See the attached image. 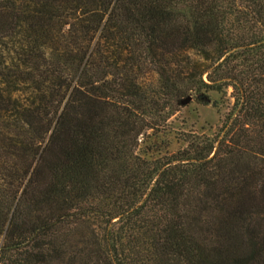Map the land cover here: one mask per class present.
<instances>
[{
  "label": "trees",
  "instance_id": "16d2710c",
  "mask_svg": "<svg viewBox=\"0 0 264 264\" xmlns=\"http://www.w3.org/2000/svg\"><path fill=\"white\" fill-rule=\"evenodd\" d=\"M0 264H264V0H0Z\"/></svg>",
  "mask_w": 264,
  "mask_h": 264
},
{
  "label": "rangeland",
  "instance_id": "374dc122",
  "mask_svg": "<svg viewBox=\"0 0 264 264\" xmlns=\"http://www.w3.org/2000/svg\"><path fill=\"white\" fill-rule=\"evenodd\" d=\"M147 78L149 81L154 80L152 76ZM230 91L221 98L212 95L216 104L205 106L192 99L187 104L180 105L179 111L157 131L147 132L140 138L141 148L151 155L158 156L183 149L185 144L180 140L182 133L208 139L219 135L233 105Z\"/></svg>",
  "mask_w": 264,
  "mask_h": 264
},
{
  "label": "water",
  "instance_id": "95a60500",
  "mask_svg": "<svg viewBox=\"0 0 264 264\" xmlns=\"http://www.w3.org/2000/svg\"><path fill=\"white\" fill-rule=\"evenodd\" d=\"M192 100V97L191 96H188V97H186L185 99H183L182 101H181V104L182 105H185V104H187L188 102H190Z\"/></svg>",
  "mask_w": 264,
  "mask_h": 264
}]
</instances>
